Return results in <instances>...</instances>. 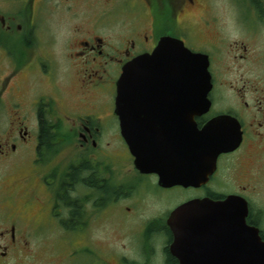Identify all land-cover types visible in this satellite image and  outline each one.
<instances>
[{
    "label": "flooded vegetation",
    "instance_id": "flooded-vegetation-1",
    "mask_svg": "<svg viewBox=\"0 0 264 264\" xmlns=\"http://www.w3.org/2000/svg\"><path fill=\"white\" fill-rule=\"evenodd\" d=\"M243 1L0 0V264H73L70 241L77 264H181L175 212L229 194L264 239V0ZM180 42L209 60L210 106L193 118L192 70L166 58L117 107L123 68ZM193 121L216 167L188 161Z\"/></svg>",
    "mask_w": 264,
    "mask_h": 264
},
{
    "label": "water",
    "instance_id": "water-1",
    "mask_svg": "<svg viewBox=\"0 0 264 264\" xmlns=\"http://www.w3.org/2000/svg\"><path fill=\"white\" fill-rule=\"evenodd\" d=\"M168 44L176 46L166 50L161 49L162 45L160 50L137 58L124 68L117 83V107L138 106L143 74L156 67L157 59L166 58L175 59L176 64L167 66L163 62L161 67L176 68L177 75L182 78L186 76V69L192 70L193 118L209 107L208 93L212 83L208 59L191 53L182 43ZM167 53L171 55L164 56ZM217 134L212 123L198 131L194 122V141L188 161L193 164L205 161L211 165L219 151L224 149L215 148L217 152L213 154L214 146L220 141ZM195 180L198 179L191 176L177 178L178 182L189 184ZM248 210V202L238 195H229L220 201H196L182 207L183 224L172 226L176 236L172 253L181 264H264V241L259 229L247 223Z\"/></svg>",
    "mask_w": 264,
    "mask_h": 264
},
{
    "label": "rangeland",
    "instance_id": "rangeland-1",
    "mask_svg": "<svg viewBox=\"0 0 264 264\" xmlns=\"http://www.w3.org/2000/svg\"><path fill=\"white\" fill-rule=\"evenodd\" d=\"M247 5L248 4L246 2H244L243 0H239V4L237 5L236 10L239 12L242 11V13L249 15L250 10L245 9L247 7ZM252 197H253L254 206L256 208H262V210H264V191L262 193H257L255 195H253ZM59 247H60V249L66 250V256L68 258H71V262L73 264H77V258L76 257L73 258V249H75L74 247H76V249H81L82 246L80 244H78L76 246V244L74 242L70 241V242H65V243L59 245Z\"/></svg>",
    "mask_w": 264,
    "mask_h": 264
},
{
    "label": "trees",
    "instance_id": "trees-1",
    "mask_svg": "<svg viewBox=\"0 0 264 264\" xmlns=\"http://www.w3.org/2000/svg\"><path fill=\"white\" fill-rule=\"evenodd\" d=\"M48 137H49V131H48L47 129L43 130V139L45 138V140H48ZM85 165H86V164H83V165H81V166H78L77 169H76V172L73 171L72 174H70L71 179H74V177L77 176V171H78L80 168L84 167ZM86 181H90V180H89V179H86Z\"/></svg>",
    "mask_w": 264,
    "mask_h": 264
}]
</instances>
